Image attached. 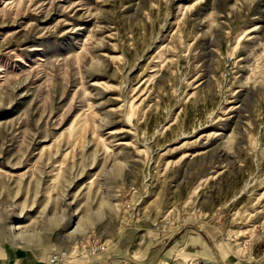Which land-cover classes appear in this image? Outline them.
Wrapping results in <instances>:
<instances>
[{
    "label": "rangeland",
    "instance_id": "rangeland-1",
    "mask_svg": "<svg viewBox=\"0 0 264 264\" xmlns=\"http://www.w3.org/2000/svg\"><path fill=\"white\" fill-rule=\"evenodd\" d=\"M0 264H264V0H0Z\"/></svg>",
    "mask_w": 264,
    "mask_h": 264
},
{
    "label": "built area",
    "instance_id": "built-area-1",
    "mask_svg": "<svg viewBox=\"0 0 264 264\" xmlns=\"http://www.w3.org/2000/svg\"><path fill=\"white\" fill-rule=\"evenodd\" d=\"M106 249V246L103 243H93L89 247V251L91 255H96L100 252H103ZM68 256V252L66 250L58 251L50 256L51 262H57L62 260L63 258Z\"/></svg>",
    "mask_w": 264,
    "mask_h": 264
},
{
    "label": "crops",
    "instance_id": "crops-1",
    "mask_svg": "<svg viewBox=\"0 0 264 264\" xmlns=\"http://www.w3.org/2000/svg\"><path fill=\"white\" fill-rule=\"evenodd\" d=\"M200 237H198V239H199ZM106 260V259H105ZM106 262V261H105Z\"/></svg>",
    "mask_w": 264,
    "mask_h": 264
}]
</instances>
